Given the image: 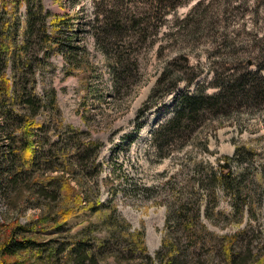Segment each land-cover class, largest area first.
Returning <instances> with one entry per match:
<instances>
[{"label": "rangeland", "instance_id": "rangeland-1", "mask_svg": "<svg viewBox=\"0 0 264 264\" xmlns=\"http://www.w3.org/2000/svg\"><path fill=\"white\" fill-rule=\"evenodd\" d=\"M30 2L42 5L39 14L32 7L36 24L24 56L31 60L36 92L42 95L34 119L38 124L32 138L35 161L28 169L31 175H18L10 186L2 185L0 177L1 191L6 188L4 195L0 191V224L17 221L27 227L18 237L32 244L25 251L2 252L9 230L0 227V264H70L67 251L77 242L70 245L69 237L84 228L88 231L82 238L87 251L83 250L92 253L97 264H143L136 243L104 230L102 216L89 208L97 202L111 203L131 231L143 229L150 264H160L155 255L166 233L167 208L177 203L180 192L190 189L200 204L199 221L216 236L206 235L190 218L184 224L171 223L178 243L174 261H263L264 105L244 106L231 113L208 112L184 141L164 145L160 153L152 135L172 116L179 94L201 91L211 95L217 92L215 80L236 74L244 66L255 70L264 65V0ZM26 19L24 0H0V75L4 73L6 79L15 68L10 51L1 44L4 23L12 21L9 44H19ZM119 54L128 62L120 90L115 92L110 65ZM162 73L166 79L150 98ZM175 81L176 88L166 93ZM46 89L54 91L59 116L50 112ZM139 110H145L142 117H138ZM236 148L241 154H235ZM223 157L243 161H232L227 171L232 176L243 172L245 179L237 199L221 188L216 190L218 215H214L213 200L205 192V183L198 180L201 176L194 172L193 163H210L218 169ZM64 182L70 189H63ZM77 195L80 200L75 202ZM65 209L73 210V215L55 228L53 218ZM185 226H190L193 235L181 230ZM224 236L230 238L225 243L219 238ZM114 255L119 259L115 261ZM165 260L166 255L161 264Z\"/></svg>", "mask_w": 264, "mask_h": 264}, {"label": "trees", "instance_id": "trees-1", "mask_svg": "<svg viewBox=\"0 0 264 264\" xmlns=\"http://www.w3.org/2000/svg\"><path fill=\"white\" fill-rule=\"evenodd\" d=\"M24 1L26 3L27 19L25 21L19 44L15 42L9 44L11 41L10 36L12 35L10 30L13 31V27L10 24L12 21L9 20L4 23L5 36H2L1 39V44H3L6 52L10 51L8 55L15 68L10 79H6L4 73L0 75V170L2 169V171H0V177L4 178V184L2 185L5 186L14 184L16 177L28 172V169L31 168L35 161L32 152V138L35 136L33 132L35 129L34 126H38V124L35 123L34 119L42 102V95L36 92V81L31 60H27L26 57H24L27 54L28 46L32 39L34 26L36 24V17L32 13V7H34L39 14L42 12V5L39 4L36 6L33 5L30 0ZM14 5L17 6L19 4L14 3ZM175 7V4L171 5L170 9L173 10ZM47 16L48 14L45 12L44 19H46ZM44 21L45 20H42L43 26H45ZM53 25H57V23L53 22ZM52 35L53 33L47 35V38L49 39ZM55 41L56 40L52 43ZM69 50L74 51V47H70ZM45 55L46 54H44V56ZM24 58L25 60H23ZM39 61L43 62L42 59H39ZM127 62V59L121 58V54L114 57V62H111L110 72L113 78L112 86L113 89H115V92L120 90V80L123 71H125L124 68L126 67ZM241 65L244 66L243 63H241ZM263 70L264 65L257 67L255 70H251L247 66H244V68L240 69L236 74L229 75L220 81L215 80L213 86H215L217 92L211 95L196 91L194 93H181L175 97V108L172 116L159 125L152 135V143L156 149V153H160L164 145H168L176 140L184 141L187 137V132L191 127L196 125L199 121L204 120V114L208 112L231 113L235 109L244 106L246 108H253L264 105ZM24 78L25 81L23 82ZM29 79L31 82L30 85L27 86L25 83ZM165 79L166 75L162 73L150 98H152L155 95L154 93L159 90L160 85L164 83ZM176 85L177 81L172 82L170 87L166 90V93L173 91L176 88ZM44 97L46 99L45 101L49 104L50 112L56 113L59 116V109L56 104L54 91L46 89L44 91ZM145 106H147V104ZM144 113L145 110H139L140 115L138 117H142ZM94 146L99 147L100 145L94 143ZM41 150H43V147ZM240 150V148H236L235 154H241ZM62 154H64L63 150ZM237 157H239V155ZM237 157H223L222 160L217 162L218 169L210 163H193L195 164V167H193L194 172L201 176L198 180L201 179V184L203 182L205 183V192H208L211 200H213V204L211 205L212 210H210L214 215H218V212L214 211L217 205V189L221 188L229 193L234 199L238 198V190L245 179L244 173L238 172L232 176V173L227 171L229 170L228 167L232 161H235L237 164L243 163V161L241 162ZM28 174L31 175L29 172ZM81 178L83 179V176ZM208 185H210L209 189H207ZM62 186L63 189H70L68 182H64ZM28 187L30 188V186ZM5 189L6 188L3 189V192H5ZM30 189L31 192L35 191V188L31 187ZM71 190L73 191V189ZM3 192L2 195L5 194ZM74 198L75 202L80 200L79 195ZM87 201L90 203V200ZM176 201L177 203H173L166 211V233L161 240L160 249L155 255L160 264L165 255L168 259L167 261L165 260L166 264H178L173 259V253L178 254V252L175 251L178 243L171 232V223L184 224L190 218V221H194L195 225L198 224L206 235L216 236L215 233L207 230L205 225L199 221L200 204L197 203L195 192L192 189L182 191V193L180 192L175 202ZM234 206L235 201L233 202V207ZM89 208L92 213L100 214V216H102V218L99 217L101 220L100 224L105 228L104 230H108V235L114 236V234H117V236L125 242L130 244L136 243L142 253L143 261L141 262L143 264L151 263L152 259L147 253L143 240V229L131 231L130 224L116 213V209L111 203L102 204L97 202ZM235 208H237L240 213V208ZM208 209L209 207H205V211H208ZM191 211L193 212L190 217L189 214ZM72 212L73 210L65 209L57 215L56 219L53 218L56 225L55 228L61 227L73 215ZM0 227L9 230L1 244L2 252L5 251L6 253H12L16 251H25L28 249L29 245L32 244V241L24 239L20 240V237H18V232L27 230V227L19 225L17 221L8 225L0 224ZM30 230L34 231L33 229ZM181 230L184 232L189 230V235H193L192 231H190V226H185ZM87 231V228H84L78 234L69 237L71 239L69 243L70 245L77 242L74 247L69 246L71 249L67 251V258H69L68 260L70 261V264H97L92 253L89 254L84 251H87V249L84 248L87 243H84L82 238ZM219 238L223 243H225V240L230 239L228 236ZM113 257L115 261L119 259L118 255H114ZM256 264H264V260L257 262Z\"/></svg>", "mask_w": 264, "mask_h": 264}, {"label": "water", "instance_id": "water-1", "mask_svg": "<svg viewBox=\"0 0 264 264\" xmlns=\"http://www.w3.org/2000/svg\"><path fill=\"white\" fill-rule=\"evenodd\" d=\"M247 65H248V66H251V65H252V61H251V60H248V61H247Z\"/></svg>", "mask_w": 264, "mask_h": 264}]
</instances>
